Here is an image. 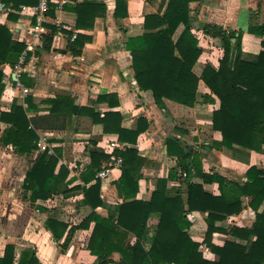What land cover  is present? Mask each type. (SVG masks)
I'll list each match as a JSON object with an SVG mask.
<instances>
[{"label": "trees", "instance_id": "1", "mask_svg": "<svg viewBox=\"0 0 264 264\" xmlns=\"http://www.w3.org/2000/svg\"><path fill=\"white\" fill-rule=\"evenodd\" d=\"M37 0H3L5 7L19 11L20 6L36 5ZM200 0H160L161 6L156 14L144 18V32L140 36L128 38L125 50L131 59L133 78L140 92L150 93L154 104L165 109V101L187 108L197 103V91L202 82L209 90L202 96V103H219L211 115V129L221 135L219 143H213L217 150L240 148L249 152L262 153L264 147V41L263 50L257 55H245L241 51L242 32L224 29L215 24H202L200 31L208 37L212 45L222 50L218 67L207 63L197 76L194 67L203 49L199 39L193 33L190 17V4ZM64 10L76 16V30H92L95 20L103 18L106 7L96 0H84L82 3L67 5ZM50 16H54L51 11ZM127 3L116 0L114 18L127 17ZM8 14V20H15ZM49 33L43 36L42 48L49 50L53 36L57 33L54 26H46ZM249 34L262 37L264 22L249 24ZM70 38L71 32L64 31ZM90 37L78 34L69 42L67 52L78 56ZM25 50L23 43L14 41L9 29L0 25V96L3 92V66L14 67ZM24 82V77L21 78ZM111 96H102L98 102H106ZM26 108L14 100L9 111L0 112V123L7 127L0 131V146H10L14 154L32 157L37 152L38 130H64L73 120L89 118L94 125H101L104 134L116 135L118 142L132 146L137 144L139 136L148 129V122L140 117L134 130L121 127L122 116L117 112L96 113L86 107H78L70 98L56 97L44 102L48 106L46 115L29 117L38 113L31 97L25 99ZM175 131H179L175 129ZM167 153L177 158L176 165L170 169L167 179L157 180L150 201L140 202L134 198L138 191L140 171L146 160L138 155L136 149L115 152L122 158L121 176L115 184L118 196L124 203L107 207L100 200V182L82 191V206L92 212L78 227H70L54 218H48L45 226L55 242L61 244L64 252L71 242L75 231L94 225L87 243V250L96 257V264H111L109 257L113 253L120 255L119 264H264V171L251 167L247 171V181L240 184L217 174L202 172L199 153L190 145L176 137L166 141ZM60 157L40 153L32 160L26 172L22 189L28 194V200L35 203L45 201L55 194H66L68 171L61 166L55 174ZM90 164L81 174L84 184L95 179L102 166L110 157L96 149L89 151ZM199 176L204 185L217 184L219 195L207 193L202 184L190 183L192 174ZM184 174L185 177H182ZM181 178H183L181 180ZM180 180L185 184V198L179 188L168 189L167 183ZM174 192L172 194L171 192ZM251 199L250 206L257 212L263 205V211L256 213L251 228L233 227L227 233L233 241L222 246L212 242L218 222L242 212V198ZM106 207V218L95 210ZM200 212L206 214L203 242H194L187 231L192 226L188 214ZM155 217L157 225L152 236L147 238V223ZM129 236L135 238L134 244L128 243ZM239 241V242H238ZM148 242V248L144 246ZM207 248L216 260L203 257L201 248ZM0 264H39L35 251L27 249L16 258L15 247L7 245Z\"/></svg>", "mask_w": 264, "mask_h": 264}, {"label": "crops", "instance_id": "2", "mask_svg": "<svg viewBox=\"0 0 264 264\" xmlns=\"http://www.w3.org/2000/svg\"><path fill=\"white\" fill-rule=\"evenodd\" d=\"M83 1L67 0L65 6ZM96 1L106 7V13L103 18L95 20L92 30H76L74 14L64 9L56 11L54 16L49 14L44 35L49 33L46 26H54L58 30L56 24H59L63 30L53 36L50 49L42 48L43 39L35 43L33 51L27 53L20 76L16 75L14 67H1L4 89L0 96V112L9 111L14 100L26 108L25 99L29 96L39 112L28 116L46 115L48 106L44 102L56 97H66L72 99L75 106L86 107L96 113H119L122 116L121 127L125 130H134L137 120L143 117L148 122V129L139 136L137 144L132 146L118 142L116 135L104 134L102 126L94 125L89 118H80L73 120L72 125L64 130H38L37 152L32 157L16 155L10 146H0V258L3 257L6 246L13 245L16 258L22 251L32 249L39 264H96V257L86 248L93 224L87 229L75 231L64 252L61 250L63 240L55 242L45 226L48 218H54L65 223L68 228L78 227L92 212L89 207L81 205L83 194L78 188L87 189L96 180L100 182L99 198L107 207L124 203L115 186L121 176V168L113 170L106 180H100L96 175L94 180L83 183L81 174L90 164L89 151L92 149L101 151L110 158L115 152L137 150L138 155L146 160V165L140 171L138 191L134 198L140 202L150 201L157 180L167 179L170 169L177 163V158L167 153L166 141L169 137L180 139L199 153L201 169L205 174H217L243 184L247 181L246 174L251 167L264 171V147L262 153H256L240 148L217 150L212 146L221 141L220 133L211 129V115L218 109L219 103L216 99L213 104L202 103V96L209 94L202 82L197 91L198 103L193 108L165 101V109H159L150 93L139 91L133 78L131 59L124 45L128 38L143 34L144 18L158 13L160 0H125L128 15L122 19L114 18L116 0ZM1 6L0 25L9 29L14 41L24 45L30 42L32 39L29 32L35 24L34 17L18 11L7 13L3 0H0ZM190 10L193 33L203 49L194 67L197 76L207 63L217 68L218 60L222 57V50L214 47L211 40L200 31L202 24H215L224 29L241 31V51L245 55H257L263 50L261 42L264 41V35L258 37L249 34L247 30L249 24L264 22V0H200L190 4ZM8 14L15 15L16 19L8 20ZM64 31L71 32L72 36L81 34L91 38L80 55L67 52L72 36L69 38ZM22 77L24 82L21 81ZM17 81L29 91L28 94L24 95L16 87ZM111 95L114 97L106 102L97 101L99 97ZM6 127L0 123V131ZM110 143L117 146L112 150L109 148ZM41 145H45V150L41 149ZM56 150H59L60 157L55 174L61 166L67 169L65 182L69 192L31 203L28 194L22 189L26 172L36 155L47 152L54 156ZM182 177H185L184 174ZM189 181L202 184L204 190L213 196L219 195L217 184L204 185L194 173ZM167 188H179L183 199L185 198V184L180 180L169 181ZM171 193L174 194L173 191ZM250 202L249 197H243L242 212L216 224L222 232L213 234L212 242L215 245L222 246L227 241H233L227 234L233 227L251 228L256 213L263 211V205L255 212ZM95 212L104 218L109 213L106 207H98ZM205 217L206 214L200 212L188 214L192 226L187 233L199 244H202L206 230ZM156 225L155 217L149 219L147 238L152 236ZM128 243L134 244L135 238L129 236ZM148 245V242H144L146 249ZM201 252L205 259L216 260L207 248L202 247ZM109 259L111 264H119L120 255L113 253Z\"/></svg>", "mask_w": 264, "mask_h": 264}, {"label": "built area", "instance_id": "3", "mask_svg": "<svg viewBox=\"0 0 264 264\" xmlns=\"http://www.w3.org/2000/svg\"><path fill=\"white\" fill-rule=\"evenodd\" d=\"M67 4V0H37V4L35 6L27 7L20 6L18 13L29 14L35 19V24L30 28L29 35L31 37V41L25 44V50L19 58L18 63L14 66L16 71V75L20 76L23 72L22 66L25 62L26 56L28 52H32L34 49V44L39 43L42 40V36L44 35L46 28L45 25L49 22V13L51 11H61L64 9V6ZM2 8V6L0 7ZM7 13L12 12L10 8H5ZM57 25V33H60L63 28L59 24ZM76 36H72V41ZM16 87L21 89L24 95L28 94L29 91L21 86V84L17 81ZM117 145L115 143H110L109 148L114 149ZM45 145H41V149L45 150ZM122 165V158L111 156L110 161L102 168L100 172L97 174V178L100 180H106L110 173L115 169H120Z\"/></svg>", "mask_w": 264, "mask_h": 264}]
</instances>
